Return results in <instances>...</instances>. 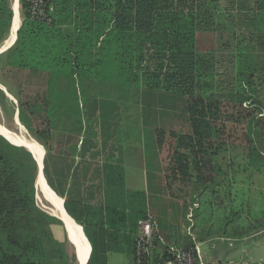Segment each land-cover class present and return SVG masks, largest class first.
Returning <instances> with one entry per match:
<instances>
[{
  "label": "trees",
  "instance_id": "obj_1",
  "mask_svg": "<svg viewBox=\"0 0 264 264\" xmlns=\"http://www.w3.org/2000/svg\"><path fill=\"white\" fill-rule=\"evenodd\" d=\"M12 1L0 0V46L11 30ZM250 1L264 6V0ZM18 6L22 19L16 40L0 58L5 67L28 71L44 82L42 90L20 98L18 120L44 145V177L65 198L66 212L82 226L90 242L87 264H107V253L115 243L126 247L133 263L132 236L138 220L149 216L147 195L127 189L123 168L107 162L98 170L97 189L102 193L98 205L72 198L78 166L56 171L48 144L67 95L58 86L59 76L73 77L80 86L93 83L125 92L135 89L143 114L141 136L147 165L154 133L159 130L148 125V120L179 112L189 130L171 133L174 144L166 178L195 188L206 186L212 181L208 174L221 170L216 158L222 144L217 140V123L223 97L239 106L247 100L257 107L261 103L257 96L264 90V30L259 28L256 10L264 7L250 10L252 30L245 36L251 41L250 51L237 46L231 74L234 86L224 93L217 78L216 49H203L199 43L200 34L216 33L218 7H204L198 0H45L46 17L38 19L31 14L30 0H19ZM72 93L74 100L66 103L67 108L86 114L84 107H94L105 148L118 132L116 101L86 96L84 91L79 98L76 88ZM87 142L90 140L85 138L77 148L81 162ZM51 163L62 189L51 177ZM37 169L26 148L12 145L0 135V264H65L56 233V228L64 233L62 220L34 204ZM90 212L96 222L88 220ZM169 258L165 252L154 253L147 262L162 264Z\"/></svg>",
  "mask_w": 264,
  "mask_h": 264
},
{
  "label": "rangeland",
  "instance_id": "obj_2",
  "mask_svg": "<svg viewBox=\"0 0 264 264\" xmlns=\"http://www.w3.org/2000/svg\"><path fill=\"white\" fill-rule=\"evenodd\" d=\"M198 2L204 7H218L216 33L200 34L199 43L203 49L212 46L216 49L217 78L220 79V88L224 93H228L234 86L231 74L234 70L237 46L248 49V45L251 43L249 38L245 37L247 31L252 30V25L248 22V19L252 17L250 10L252 7L264 6L250 0L246 2L240 0H198ZM256 14L259 28L264 30V8L256 10ZM21 19L20 16V21ZM246 24L248 25L246 26ZM240 29H245V33ZM10 34L11 30L9 36H11ZM9 36L5 38L0 48L7 44ZM248 51L250 50L248 49ZM59 79L58 86L61 90L66 91L67 95L64 100V110L56 120L48 144L53 156V163L57 166L56 171L63 170L64 167V171L67 172V166H70L71 170L78 166L79 175L76 187L71 191L70 185L68 186L73 199H81L85 203L98 205L102 195L101 190L97 189L100 182L98 170L104 163L109 162L123 168L124 185L127 189L147 192L150 197L148 218L156 219L159 216L160 208H165L167 203L169 208L170 206L177 207L179 215L184 214L185 228L188 227L187 216L190 214L194 223L196 219L203 226L209 220L213 224H219L222 220L226 222L225 219L229 215L232 217L233 209L237 212L247 213L254 218L261 211L264 206L263 89L257 96L261 101L260 111L259 106L257 107L256 103L253 104L251 100H247L242 106H239L237 103L228 101L226 96L223 97L221 119L217 123L219 129L217 140L222 144H220L216 158L221 170L218 173L213 171L208 174L212 181H209L206 186L195 188L192 184H181L166 178L169 174V159L174 144L171 133L188 132L189 130L184 116L179 112H173L162 117L154 116L148 120V125L159 130L154 133L150 165H147L141 136L143 114L135 89L125 92L108 84L98 86L93 83L80 86L73 77L62 75L59 76ZM42 88H44V82L37 76H33L28 71L5 67L4 59L0 58V124L16 134L19 133L17 127L21 125L27 135L40 146L43 154V143L17 117L20 98L35 92L36 89L42 90ZM74 88L77 89L76 96L79 98L84 91L86 96L95 94L116 101L119 112L118 132L112 139H109L105 148H103L104 138L100 134L99 125L96 122L94 107L91 104L88 108L84 107L83 110L86 114L73 112L72 106L71 109L67 108L69 107L67 104H72L74 100L72 93ZM85 138H88L90 142H87L88 151L84 161L81 162L76 154L77 148ZM53 163H51V177L55 184L62 189L63 184L60 179L58 181L57 172L53 171ZM141 169L144 171L143 175L140 172ZM35 180L34 204L38 209L53 216L54 214L50 213V203L42 194L36 193ZM60 198L65 200L64 197ZM226 212L228 213L226 214ZM87 217L89 221H97L91 212ZM256 220H250V222L257 225L255 224ZM56 233L57 238L62 241L63 262L78 264L74 246L68 238L65 228L64 233L56 228ZM69 235L73 238L71 232Z\"/></svg>",
  "mask_w": 264,
  "mask_h": 264
},
{
  "label": "crops",
  "instance_id": "obj_3",
  "mask_svg": "<svg viewBox=\"0 0 264 264\" xmlns=\"http://www.w3.org/2000/svg\"><path fill=\"white\" fill-rule=\"evenodd\" d=\"M140 172L143 175L142 169ZM143 192L147 195V205L150 207V197L146 191ZM234 212L233 209L232 217L229 215L226 222L222 220L219 224L209 220L202 226L195 219L192 235L185 228L184 214L179 215V209L175 206L169 208L168 203L165 208H160L156 219H151L156 225L158 236L166 244L180 249L189 244L197 246L204 264H264V206L256 218L247 213ZM250 220H256L257 225ZM139 231L137 223L133 241ZM113 246L114 249L107 253V264H132V254L128 253L126 247L118 243Z\"/></svg>",
  "mask_w": 264,
  "mask_h": 264
},
{
  "label": "built area",
  "instance_id": "obj_4",
  "mask_svg": "<svg viewBox=\"0 0 264 264\" xmlns=\"http://www.w3.org/2000/svg\"><path fill=\"white\" fill-rule=\"evenodd\" d=\"M32 3L31 14L38 19L46 17L45 0H30ZM188 227L190 234L194 226L192 215L187 216ZM139 233L135 237L134 255L132 264H148L149 259L153 253H167L170 258L162 264H204L202 256L197 246H191L188 249H180L168 245L164 240L158 236L156 227L151 218L138 220ZM157 251V252H155Z\"/></svg>",
  "mask_w": 264,
  "mask_h": 264
},
{
  "label": "bare ground",
  "instance_id": "obj_5",
  "mask_svg": "<svg viewBox=\"0 0 264 264\" xmlns=\"http://www.w3.org/2000/svg\"><path fill=\"white\" fill-rule=\"evenodd\" d=\"M19 0L15 1L14 4V10H15V19L13 26L11 27V36H9L8 42L6 45L0 48V51L4 49L6 46L9 45V43L12 42V40L15 37V31L20 25V16H19V7L17 3ZM13 5V3H12ZM19 133H13L12 131L8 130L5 126L0 124V133L4 136H6L9 141L12 143L20 144L23 145L25 148L29 149L33 156L37 160L38 164V169H37V176L35 180V187H36V193L38 192L39 194H42L44 198L50 203L51 208H50V213L54 214L53 216H56L57 218L65 221V225L67 227V230L70 234V232L73 235V238L79 242L80 244H86L85 243V238L84 235L80 232V227L76 221L68 215L66 210L63 207L61 199L46 183L45 177L42 173L41 167L43 163V157H44V149H43V154L40 146L25 132V129L19 125L18 127ZM18 142V143H17ZM42 147V146H41ZM43 148V147H42Z\"/></svg>",
  "mask_w": 264,
  "mask_h": 264
},
{
  "label": "water",
  "instance_id": "obj_6",
  "mask_svg": "<svg viewBox=\"0 0 264 264\" xmlns=\"http://www.w3.org/2000/svg\"><path fill=\"white\" fill-rule=\"evenodd\" d=\"M15 1H17V0H14L13 1V5H12V9H13V21H12V25H11V27L13 26V23H14V19H15V10H14V4H15ZM20 26V25H19ZM19 29V27L17 28V30ZM17 30L15 31V37H14V39L12 40V42L11 43H9V45L8 46H6L4 49H2L1 51H0V53H2L3 51H5V50H7L9 47H11L12 46V44L15 42V40H16V32H17ZM17 117H18V115H17ZM0 135L7 141V142H9L10 144H12V145H17V146H22V147H24L23 145H19V144H14V143H12L11 141H9V139L6 137V136H4V135H2L1 133H0ZM25 148V147H24ZM27 149V148H26ZM44 149V148H43ZM31 154H32V152L29 150V149H27ZM32 156H33V154H32ZM44 156H45V150H44ZM33 158H34V160L36 161V164H37V160H36V158L33 156ZM43 159H44V157H43ZM37 167H38V164H37ZM41 170H42V172H43V163H42V167H41ZM44 175V174H43ZM46 180V179H45ZM47 182V181H46ZM62 204H63V207H64V199H63V201H62ZM65 209V208H64ZM69 215V214H68ZM70 216V215H69ZM54 217H56V216H54ZM71 217V216H70ZM62 223H63V226H64V228H65V230H66V233H67V235H68V238L70 239V241H71V243L73 244V246H74V254H75V257H76V259H77V263L78 264H87L88 263V261H89V258H90V255H91V245H90V242H89V240L87 239V237L85 236V234H84V231H83V228H82V226L81 225H79V227H80V232L82 233V235H84V238L86 239L85 240V243L86 244H80L79 242H77L74 238H72L70 235H69V233L67 232V227H66V225H65V221H63L62 220Z\"/></svg>",
  "mask_w": 264,
  "mask_h": 264
}]
</instances>
